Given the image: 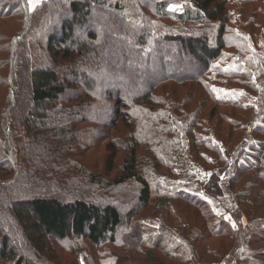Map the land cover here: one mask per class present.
<instances>
[{
  "label": "trees",
  "instance_id": "1",
  "mask_svg": "<svg viewBox=\"0 0 264 264\" xmlns=\"http://www.w3.org/2000/svg\"><path fill=\"white\" fill-rule=\"evenodd\" d=\"M254 134L264 0H43L32 12L0 0V264H80L55 250L69 239L94 248L86 264L144 252V264H255L242 252L252 223L191 230L187 258L139 218L179 201L216 208ZM104 143L102 168L87 169Z\"/></svg>",
  "mask_w": 264,
  "mask_h": 264
},
{
  "label": "rangeland",
  "instance_id": "2",
  "mask_svg": "<svg viewBox=\"0 0 264 264\" xmlns=\"http://www.w3.org/2000/svg\"><path fill=\"white\" fill-rule=\"evenodd\" d=\"M42 2L43 0H39L38 5L30 10L27 0L28 10L31 12L35 11ZM125 3H123L122 5H125ZM124 10L125 14L129 13L127 7H124ZM170 10L172 12L181 11L177 7H175V10H173V6L170 7ZM173 54L175 55L176 51H174ZM114 81H116L115 85L119 88L122 94H126L127 90L121 87L119 81ZM112 87L113 86L109 87L105 85L104 90H110ZM129 96L132 95L130 94ZM208 106H212V104H208ZM222 111H224L225 113L228 112V110L226 109H221L220 112ZM263 144L264 138L260 135L254 134L250 145L247 147L245 155H242L240 158L239 164L244 173L241 175L239 181L237 182L236 187L233 191V195L224 196V198L219 201L216 208L210 201L202 199V201L199 202L200 209L198 207L196 208L189 205L185 201H179L174 208H167L166 211L162 210L159 212H154L151 208L144 210L143 216L139 218H141L140 222H142L141 230H145V237L153 238L164 233L166 237H168V239L171 241L173 247L178 245V243H182L185 248L188 247L186 250H184L183 254L187 258H191L192 254L190 250V243L188 242V235L191 233V230L198 229L200 233H202L201 231H206L207 225L211 227L215 226V220L218 219L219 222L221 221L222 223L227 224L230 229L233 228V231H237V224L235 220L236 218L240 220L242 224V230L246 228V225L248 223L253 224L252 227L248 229V232L253 236L255 241L250 244V247L245 246L244 248H242L243 254L245 255V257L250 258L252 261H254L255 264H264V231L260 230V228L264 229V222H262L261 224V221L264 220ZM104 147L105 143L102 144L97 150L88 152L84 155L85 158L82 163H85L84 165L87 169L94 170L102 168L103 161L101 159V155H103ZM261 149H263L261 154L263 156L260 158L259 162V154L261 152ZM233 224H235V227H233ZM256 224L257 228H255ZM165 228L170 229V231H164ZM160 231L164 232L160 234ZM222 240H214V244H217L215 247H217ZM191 245L195 247L197 246L194 242L191 243ZM55 248L56 251L64 253V256L67 254H71L70 252L72 251H76L79 255L80 264H86V252H90L91 250L94 251V248L89 246L88 243L84 240L75 241L72 239H69V241H67L66 243L55 244ZM110 248L108 246L102 247V249L104 250V252L102 253H107V250H109ZM124 251H127V249H125ZM144 256L145 252L140 256L134 254V256H132V258L134 257V263L144 264ZM200 256V264H204L206 262H209L207 264H234L233 262L227 263V260L217 262L213 258L206 256V253ZM153 259L155 258H152V263L154 264ZM92 262L97 264V261L95 260Z\"/></svg>",
  "mask_w": 264,
  "mask_h": 264
},
{
  "label": "snow or ice",
  "instance_id": "3",
  "mask_svg": "<svg viewBox=\"0 0 264 264\" xmlns=\"http://www.w3.org/2000/svg\"><path fill=\"white\" fill-rule=\"evenodd\" d=\"M39 0H28L29 8L30 10L33 9L35 6L38 5ZM176 6H173V10H175ZM233 227H235V224H233Z\"/></svg>",
  "mask_w": 264,
  "mask_h": 264
}]
</instances>
